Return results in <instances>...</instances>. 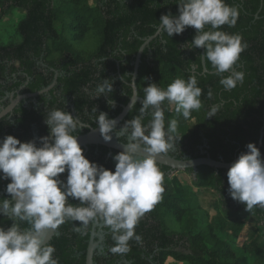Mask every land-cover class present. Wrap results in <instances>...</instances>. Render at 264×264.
<instances>
[{"label":"trees","instance_id":"obj_1","mask_svg":"<svg viewBox=\"0 0 264 264\" xmlns=\"http://www.w3.org/2000/svg\"><path fill=\"white\" fill-rule=\"evenodd\" d=\"M177 0H0V22L22 11L14 39L3 43L0 37V53L15 63L33 78H36L34 91H39L50 84L44 81L33 69L34 64L27 62L32 56L44 55L48 61L58 52H80L76 43L84 41L90 33L97 40V47L90 55H79L84 68L68 70L60 79L64 93L75 99L77 111L85 106L96 107L95 101L87 95L85 88L96 90L104 79L113 83V91L106 94L110 101L117 102L112 119L118 116L132 97L133 69L127 64L117 63L99 66L95 69L93 60L98 58L127 57L135 60L145 39L154 36L162 15L171 12L179 14ZM230 6L239 8V18L234 27L222 26L219 30L228 34H239L248 47L240 54L237 71H243L242 83L231 90H225L220 84L223 78L206 60L209 74L203 73L201 48L188 47L196 36L189 26L182 34L173 37L161 33L145 49L136 79L138 95L143 99L144 87L156 83L165 89L175 79L187 81L194 77L197 86L202 89L201 108L193 110L187 120L175 112V105L164 102L165 127L171 119L178 121V130L174 141L182 153L190 158L205 157L200 154L198 146L205 141L207 153L213 160L229 163L248 149L246 145L260 139L264 125V0H226ZM69 19L68 29L71 38L65 37L58 24ZM209 26H206L208 29ZM150 57L147 58V55ZM206 54V49H205ZM120 72L121 76L118 74ZM130 72V75L126 73ZM117 74L114 81L112 74ZM229 73H224L227 76ZM147 78V79H145ZM120 88H124L121 91ZM212 96L209 98L208 92ZM44 96L39 97L42 99ZM92 103V104H91ZM138 103L128 114L123 123L140 115ZM218 110L215 116L208 118L213 107ZM150 115L144 117L147 124ZM261 152L264 154V138ZM87 157L93 151L90 148ZM106 151V150H105ZM117 155L114 152V156ZM139 158V157H138ZM142 159V158H140ZM112 162L116 163L114 158ZM161 170V166L158 164ZM187 173H192L189 169ZM228 171L200 166L194 178L190 180L185 174L182 178L170 179L164 175V192L152 210L139 220L135 232L142 237L140 242L129 241L130 250L126 253H114L115 245L111 229L106 236L105 250L101 255L95 253V264H243L235 255L233 235H242V247L249 255V264H264V208L256 207L253 212L245 210L246 205L234 200L229 194ZM190 180L191 183H188ZM9 181L5 180L6 188ZM180 185V196L178 187ZM212 192L217 197L212 204L216 211H203L202 218H197V210H203L201 195ZM68 202L79 206L80 201L68 198ZM213 213V212H212ZM173 216L177 223L184 224L181 231L170 230L166 217ZM217 217V220H213ZM197 221L201 228L196 232L188 230V222ZM102 222V221H94ZM14 221L0 220V227L7 230ZM78 221L67 220L57 229L58 235L49 243L54 248L53 257L58 264H86V253L91 237L92 222L85 232L81 231ZM20 226V224H19ZM25 227V226H24ZM22 227V228H24ZM21 228V229H22ZM79 229V230H77ZM232 230L229 237L228 231ZM232 237V239H231Z\"/></svg>","mask_w":264,"mask_h":264},{"label":"clouds","instance_id":"obj_2","mask_svg":"<svg viewBox=\"0 0 264 264\" xmlns=\"http://www.w3.org/2000/svg\"><path fill=\"white\" fill-rule=\"evenodd\" d=\"M176 3L179 14L162 15L158 30L171 37L182 34L189 26L199 30L187 46L206 49L204 58L223 77L220 84L225 90L242 83L245 73L237 71L235 66L248 45L242 42L241 35L219 30L224 25H236L239 8L230 6L226 0H177ZM206 26H209L207 30ZM226 72L229 74L223 76ZM109 80L97 85L93 98L113 91ZM201 94L194 77L187 81L177 78L166 90L156 83L144 87L140 115L118 130L116 120L100 113L97 122L105 141L112 140L113 132L128 137L125 150L114 156V172L86 158L77 136L72 134L79 121L68 111L54 109L48 113L45 123L51 139L42 137L41 147L32 141L21 142L12 135L6 136L0 143L3 174L0 178L11 180L7 193L15 203L10 199L0 200V215L14 221L7 230L0 227V264H58L53 257L55 248L46 243L47 234L69 219L85 225L102 221L113 234L114 253L128 252L132 239L140 242L142 237L135 228L164 192V174L157 157L173 147L178 130L176 119H171L165 127L163 104L165 101L174 104L175 112L187 120L193 110L201 108ZM208 96L211 98V90ZM217 110L218 106L213 107L208 118L215 116ZM146 115L151 119L144 124ZM246 148L248 151L239 155L227 173L228 191L251 213L256 207L264 208V159L255 143H249ZM141 150L142 159L138 158ZM66 171L65 183L59 177ZM69 197L79 200V206L69 203ZM19 221L31 227L21 229Z\"/></svg>","mask_w":264,"mask_h":264},{"label":"flooded vegetation","instance_id":"obj_3","mask_svg":"<svg viewBox=\"0 0 264 264\" xmlns=\"http://www.w3.org/2000/svg\"><path fill=\"white\" fill-rule=\"evenodd\" d=\"M92 53L93 52L85 53L82 51L58 52L55 53L53 57H51L47 62L43 60V54H41L40 56L34 55L30 57L27 62H29L30 64H34L33 69L35 70V73H37L39 76H44L42 78L44 81L50 80V84L39 91H34L35 84L37 82L36 78H33L27 72L19 68L20 65L18 63H15L16 72H13V62H10V60L6 59L5 56L1 55L0 53V113L2 112V110L7 109L11 104H13V102L18 101L13 110L2 119H0V143L3 142L6 136L12 135L18 138L21 142L32 141L36 143L37 147H41V138L45 136L50 137L49 126L45 123L46 116L50 111L54 109H60L65 112L68 111L74 116V118L78 119V128L75 132L72 133L77 137L86 135L92 130H95L99 127L97 122L98 115L100 113H107V111H104V109H107L110 115H113L116 112V108H120L121 105H119L117 102L110 101L109 97L106 94H101L99 98H93L96 94V90H91L89 88H85L84 90L91 98V100L95 101L96 107L93 108L92 105H89L85 106L82 111H77L75 106V99L64 93V85L60 83V79L67 73L68 70H73L75 68H84L82 62H80L78 58L80 54L84 56L90 55ZM121 56V59L115 57L98 58L93 60L92 63L95 65V69L99 70V66H101L102 69V65H112L116 62L119 69V66L122 63L127 64L128 60H130L129 66L130 68L132 67L134 72L136 56L135 60H133V57L129 59V57H127L125 53H123ZM149 57L150 54L147 55V58ZM118 74L121 76L120 72ZM126 74L130 75V72H127ZM117 77L118 76L116 73L112 74V78L114 81H117ZM53 84L54 86L52 89H50V91L37 96H33V94H36ZM131 84L129 85L131 86ZM120 90L124 91V88H120ZM41 96L44 97L42 99H39V97ZM138 103L140 104L141 102ZM113 104L115 105L114 107L112 106ZM107 115L109 117L108 113ZM124 120L118 126H116L117 130L124 126V124L126 123H123ZM112 137L117 138V140L122 144L128 143L127 135L120 136L117 135L116 132H113ZM172 145L173 147L167 152V154H169L172 158L183 161L197 159L190 158V155L187 153H182V148H179L174 140L172 141ZM91 147H93L94 149L87 157L88 153L91 150ZM207 147L208 146L205 141L202 145L198 146L200 154L205 155V157L210 156L206 154ZM82 149L86 158H88L91 162L97 163L98 165L110 169L113 172L115 171L116 163L112 162V159L114 158V152H116V154H119L120 152L100 145H91L88 146L87 149ZM199 158L203 157L201 156ZM160 166L161 172L164 175L168 176L170 179H175L177 177H180L181 174H185L186 176L190 175L192 180V178H194L196 175V172H194L193 169H191L192 173H187L189 169L185 171H178L172 170L167 166ZM175 173H180V176L172 178V175H174ZM2 175L3 174L0 173V177H2ZM67 175L68 173L66 171L65 173H62L59 178L66 183ZM2 199L12 200V197L7 193L5 180L0 178V200ZM12 202L15 203L13 200ZM4 219L10 218L4 215H0V220H2V223H4ZM18 223L20 224V228L25 226L22 229H29L31 227L27 222L24 221H19ZM95 224H98V226L94 229ZM80 226L81 231L85 232L86 230H88L87 226L82 222L80 223ZM93 231L95 232L94 241L99 243L100 246L103 247L102 250L96 251L98 252L97 254L101 255L105 250L106 236L109 235L110 232L106 229V226L103 222L92 221V228L90 231L91 235ZM90 239L88 242H90ZM120 264L123 263L121 262Z\"/></svg>","mask_w":264,"mask_h":264},{"label":"water","instance_id":"obj_4","mask_svg":"<svg viewBox=\"0 0 264 264\" xmlns=\"http://www.w3.org/2000/svg\"><path fill=\"white\" fill-rule=\"evenodd\" d=\"M193 31L195 32L196 35L199 34V30L195 29L194 27H192ZM162 33V31L157 30V32L155 33L154 36L149 37L148 39H145L144 43L142 44V46L140 47L137 55H136V60H135V65H134V72H133V77H132V97L129 100L128 104L126 106L123 107L122 112L116 117L114 118V120H116V126H118L130 113V111H132V109L134 108V106L138 103V102H142V99L138 96V89L136 86V79H137V75H138V70H139V66L141 63V58L142 55L145 51V49L149 46V44L158 36H160ZM205 56V48H201V61H202V66H203V73L204 74H209L211 72L208 71V69L206 68V60L204 58ZM213 73H217L216 71ZM212 74V73H211ZM54 86L51 85L48 88L33 94V96H37L43 93H46L48 91H50V89H52ZM18 101L13 102V104H11L7 109L2 110V112L0 113V119H2L4 116H6L8 113H10L13 108L17 105ZM263 138H264V125L261 129V133H260V139L259 142L257 144V147L260 149L261 152V147H262V142H263ZM78 142L80 144V146L82 148L87 149L88 146L91 145H100L109 149H113L116 150L118 152H123L125 150V144L120 143L117 138H112L111 141H105L99 131V127L95 130H92L91 132H89L86 135H82V136H78L77 137ZM248 151V150H247ZM247 151H245L244 153H246ZM143 151L141 150V154L138 156L140 158H143ZM239 158V156L237 158H235L232 162L226 163L220 160H213L210 156L208 157H203V158H197V159H193V160H177L175 158H172L169 154H160L157 157V164L162 165V166H167L169 168H171L172 170H178V171H185L187 169H193L194 172H197V168L200 166H208L214 169H221V170H226L229 171L230 167L232 166V164ZM261 158L264 159V154L261 152ZM9 181L11 182V180L9 179ZM15 202V200H13ZM98 226V224L94 225V229ZM102 226V225H99ZM57 229L56 230H49L48 234H47V240L46 243H50L52 241V239L57 236ZM95 232L93 231L92 235H91V239L87 248V253H86V264H95L94 262V257H95V253L97 250H102L103 247L100 246L99 243L95 242ZM125 264H130V262L125 261Z\"/></svg>","mask_w":264,"mask_h":264},{"label":"rangeland","instance_id":"obj_5","mask_svg":"<svg viewBox=\"0 0 264 264\" xmlns=\"http://www.w3.org/2000/svg\"><path fill=\"white\" fill-rule=\"evenodd\" d=\"M21 14H23L22 11H17L13 16L7 17L2 22H0V37L2 38L3 43H8L9 40L14 39L17 24L21 20V16H20ZM68 22H69L68 18L64 19V21H61L58 24V28L63 29L62 32L64 33L65 37L71 38V31L68 29ZM97 45L98 43L93 33H90L84 41L76 43L77 49L85 53L93 52L96 49ZM176 176H180V173H175L174 175H172V178ZM179 178L181 179L182 176H180ZM188 178L191 180L190 175L188 176ZM190 180L188 183H191ZM176 186L178 187L177 192H178V195L180 196L181 195L180 190H179L180 185L177 184ZM200 199H201L200 202L203 206V210L201 211L197 210V212H195L196 217L198 219L202 218L203 211L205 210L212 211L213 213L211 212V215L214 216L216 214L215 213L216 209L212 204H216L217 202L216 195L213 194L212 192L205 191L201 195ZM213 220H217V217ZM166 225L170 230H173V231H181V229H183L184 226H186L184 224L177 223L174 217L170 215L166 217ZM201 227H202L201 224H199L197 221H192V222H188L187 229L193 230L196 232ZM231 234H232V230H229L228 231L229 237L232 236ZM232 237L234 238V241L240 242L239 244L233 245V250L235 252V255L242 261L243 264H249L250 263L248 261L250 260V258H248L249 255L246 254V252L244 251V248L242 247V243H241V241H243L242 235L238 233V235L236 236L233 235Z\"/></svg>","mask_w":264,"mask_h":264}]
</instances>
